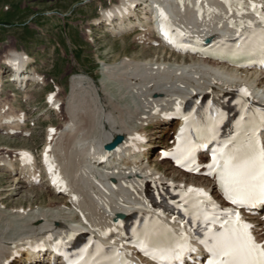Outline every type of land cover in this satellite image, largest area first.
I'll return each instance as SVG.
<instances>
[{
	"label": "bare ground",
	"instance_id": "6f19581e",
	"mask_svg": "<svg viewBox=\"0 0 264 264\" xmlns=\"http://www.w3.org/2000/svg\"><path fill=\"white\" fill-rule=\"evenodd\" d=\"M231 3L230 10L224 0H117L111 7L101 10V16L93 20L96 25L103 24L109 27V32L113 36L133 34L132 30L139 27L142 31L135 36L137 43L145 45L148 49L152 48L155 53L152 57L141 59L125 55L116 66V69H119L117 71L112 67H105L107 78L118 82L120 86L119 98L125 99V95L131 97L128 102L124 100L126 101L124 104L119 103V99L115 101L111 93L100 98L94 79L86 75L78 77V82H82L93 92L94 108L91 111L93 116L96 114L97 117L88 116L91 121L90 126H87L78 114L79 111L88 110L87 106L72 101L56 141L53 137L57 134L56 131L50 132L51 125L47 128L41 156L44 154L48 159L42 163V168L33 159L35 157L32 154L31 157H22L21 153H13L11 158L0 156V171L7 173L6 175L12 179L14 189L26 188L30 191L29 195L36 190L40 197L41 190L47 189L49 197L58 200L55 202L53 199L54 204L46 202L43 206L44 201H41V205L34 207L30 205L24 207L20 204L6 212L1 206L2 197L0 198V220L5 225V231L16 226L13 236L0 239V264H13L14 259L21 257V251L26 253V257L23 256L22 259L30 264L32 260L28 257L30 245L36 241L50 239L59 230L65 229L67 223L64 220L72 224L68 231L82 225L89 232L107 239L109 244L119 241L116 223L120 215L124 216L125 213L134 211L137 214L148 213L168 220L169 217H163L157 211L147 210L148 203L140 196L141 185L145 180L151 184L154 182L193 184L218 197L217 188L211 185L208 179L203 178L201 182L192 176L186 177L161 157L165 142L159 141L158 138H161L164 130L169 128L168 123H171L166 116L172 114L179 116V112L175 111L184 104L191 93L190 90L195 91L198 96L208 98L216 105H222L230 94L238 93L248 100L239 91L247 89L251 94L250 100L252 97L258 98L259 103L264 104V72L257 74L250 70L228 68L213 52L197 47L187 49L172 47L157 31V20L151 18L150 13L155 4L164 8L166 13L173 9L177 10L178 6L181 11L186 10L185 14L194 26L210 27L213 35L236 36L243 30L247 33L254 31L247 30L249 23L243 24V27L240 25L234 29L233 27L243 20L251 21V25L254 21H260V17L252 10L250 4L257 5L256 11L261 12L264 11V0H231ZM240 3H243V9L239 7ZM241 11L243 15L238 14ZM130 13L135 15L129 16ZM142 20L144 21L140 23ZM262 24L264 27V23ZM144 25L146 26L143 27ZM176 27L191 34V28L183 25H166V33L175 34ZM216 39L214 37V40ZM7 48L10 49L0 54V82L7 59L20 52L13 45H8ZM33 78L37 85L40 83L45 85L44 78L35 69ZM3 85L4 83L0 84V95ZM122 88L126 91L124 92ZM61 90L64 91V88ZM57 95L56 93L51 104L55 110L61 107ZM108 104H112L116 110H106ZM9 107L11 105H8L7 100H0V129L6 128L7 133L14 132L17 135L21 128V120L26 121L25 113L15 114V111H8ZM176 128L175 123L174 132ZM116 134H121L124 137L123 141L116 149L108 153L103 151V145ZM156 144L160 145L161 150L159 153L157 151L156 159L151 161V153L153 155L155 152L151 148ZM172 145L173 142L171 147ZM103 155L108 156L109 165H117L119 169L103 168L99 162ZM123 155H131L133 160L121 161ZM14 159H17V164L11 166L15 162ZM24 159H31L32 163L20 166L19 163ZM15 171L25 175L19 176ZM175 223L174 221L173 226L177 227ZM252 224L257 238L263 241L262 220L259 217L253 218ZM127 251L133 254L131 249ZM140 261L148 264L142 259Z\"/></svg>",
	"mask_w": 264,
	"mask_h": 264
},
{
	"label": "rangeland",
	"instance_id": "374dc122",
	"mask_svg": "<svg viewBox=\"0 0 264 264\" xmlns=\"http://www.w3.org/2000/svg\"><path fill=\"white\" fill-rule=\"evenodd\" d=\"M115 2L117 0H0V22L8 24L0 25V54L10 49L7 48L8 45L28 53L35 60L31 63V69L37 70L45 79L44 86L41 83H36V86L32 81L26 88L7 83L6 79L0 100H7L8 105H11L8 111H15V114L25 113V118L28 119L26 118V124L20 128L19 132H24L23 134L6 133L5 127L0 129V156L11 158L13 153L26 149L39 158L47 127H54L57 133L54 136L57 138L72 101L87 106L88 110L79 111L78 114L88 126L90 117L97 115L93 116L91 111L94 108L93 92L82 82H78L81 75L94 79L100 98L111 93L113 99H119L121 104L130 100L129 95H125V99L119 98L120 86L118 82L107 78L105 67H112L117 71L119 69L116 66L125 55L141 59L152 57L155 52L143 44L139 45L134 35L111 36L106 26L95 24L93 20L101 16L100 11ZM122 90L126 91L124 88ZM50 91L58 93L59 103L61 102L59 112L51 109L45 102L46 94ZM103 104L107 105L105 102ZM106 110L116 109L108 104ZM166 132L161 136L162 139L158 138L159 141H172L173 130ZM159 148L156 144L155 152ZM151 159H156V153ZM12 182L5 172L0 171L1 206L6 212L20 204L34 207L41 205V201H44L42 206L46 202L52 205L58 201L55 197H49L47 189L41 190L42 197L38 196L36 190L29 195L30 191L26 188L14 189ZM4 226L0 220V239L9 238L15 233L16 226L6 231Z\"/></svg>",
	"mask_w": 264,
	"mask_h": 264
},
{
	"label": "snow or ice",
	"instance_id": "6c2138e0",
	"mask_svg": "<svg viewBox=\"0 0 264 264\" xmlns=\"http://www.w3.org/2000/svg\"><path fill=\"white\" fill-rule=\"evenodd\" d=\"M224 2L231 10V0ZM239 7L243 9V3ZM250 7L264 23V11L257 12L255 4H250ZM238 14L243 15V12ZM161 17L166 19L162 11ZM248 23L251 26V21ZM240 26L243 27V21ZM241 40L234 54L258 55L264 62V30L242 34ZM239 91L244 97L250 95L247 89ZM240 107L242 114L234 132L227 139L217 141V147L212 150L211 163L206 165V175L215 179L223 199L231 207H221L207 192L197 188H188L182 196L183 204L176 205L177 208H184L193 223L202 225L199 231L203 237L198 236L197 239L208 253L206 264H264V242L257 241L253 235L254 225L247 222L240 211L264 205V140L260 138V130L264 129V111L259 112L258 117L249 116L247 102L242 101ZM218 116L223 119L224 113L219 112ZM209 119L210 123L202 130L205 141L216 140L215 125L219 121ZM185 120L187 122L188 117ZM184 131L182 128L181 133ZM196 146L185 141L177 148L176 162L188 171H199L200 168L195 163ZM49 170H52L51 167ZM135 246L156 264H184L185 255L197 251L183 230L177 234L158 221L146 222L143 229L135 233ZM113 251L114 256H106L100 245H96L94 252L86 246L69 264H129L121 258L119 250Z\"/></svg>",
	"mask_w": 264,
	"mask_h": 264
},
{
	"label": "water",
	"instance_id": "95a60500",
	"mask_svg": "<svg viewBox=\"0 0 264 264\" xmlns=\"http://www.w3.org/2000/svg\"><path fill=\"white\" fill-rule=\"evenodd\" d=\"M121 140H122V136H121V135H117V136L114 138V140H113L112 143L105 145V149H110V148H112L115 144H117V143L120 142Z\"/></svg>",
	"mask_w": 264,
	"mask_h": 264
}]
</instances>
